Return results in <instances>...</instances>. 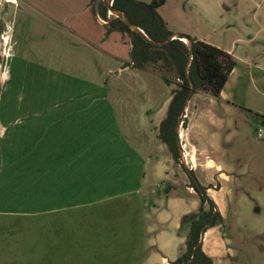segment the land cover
Here are the masks:
<instances>
[{
    "label": "rangeland",
    "instance_id": "obj_1",
    "mask_svg": "<svg viewBox=\"0 0 264 264\" xmlns=\"http://www.w3.org/2000/svg\"><path fill=\"white\" fill-rule=\"evenodd\" d=\"M86 2L0 0V264H26L37 227L59 264H162L147 230L152 206L180 194L197 199L193 212L200 205L181 157L174 160L159 138L181 80L160 62L133 67L129 36L107 35ZM157 11L171 30L213 45L223 40L215 17H203L201 0H165ZM227 92L234 104L228 115L209 91L193 93L178 138L197 183L226 205L207 240L216 264H264V134L257 135L264 124L243 97ZM47 109L77 128L60 135L58 148L42 141L36 115ZM30 118L38 125L25 130ZM51 195L57 204L43 207ZM181 210L165 209L167 241ZM178 234L186 236L187 227ZM228 247L233 259H226ZM51 259L42 253L43 264Z\"/></svg>",
    "mask_w": 264,
    "mask_h": 264
},
{
    "label": "trees",
    "instance_id": "obj_2",
    "mask_svg": "<svg viewBox=\"0 0 264 264\" xmlns=\"http://www.w3.org/2000/svg\"><path fill=\"white\" fill-rule=\"evenodd\" d=\"M97 1L100 17L108 21L105 24L106 34L120 32L126 33L129 36L131 44L129 58L130 64L133 67L142 69L146 64L160 62L162 65L172 67L176 72L177 78L181 80V89L175 91V95L168 105L167 116L160 126L159 133L160 140L167 146L173 159L179 161L180 146L178 145L179 138L175 128L190 91V84L186 75V65L189 58L188 45L181 38L171 39L162 45H154L145 40L139 33L131 30L120 18L113 17L108 19V9L103 0H90L94 15H96L94 7ZM164 3L165 0H151L150 2L113 0L112 5L122 11L132 23L140 27L152 41L163 42L172 33L157 11ZM185 35L190 39L192 48L188 71L189 78L193 83V93L199 90L209 91L214 98L218 99L228 81L231 71L236 65L235 59L229 53L213 44L193 38L188 34ZM164 80L169 82L166 77H164ZM258 116L264 124V116ZM50 174L53 177L55 170L53 169ZM190 184L198 194L200 205L197 212L187 213L181 219L180 227H187L185 250L173 264H214L212 257L206 254L202 249V244L198 243L202 229L204 228L206 231L208 228L214 226L219 220H222V216L217 209L214 199L207 193V188L199 183H195L191 177ZM47 196H49L48 191ZM52 197L51 195L50 200L49 198L43 199V207L55 206L57 204L53 202L56 198L52 199ZM58 197L60 195H57ZM49 229L47 228L46 231L49 232ZM40 230L37 227V230L32 232L34 240L33 249L26 264H43L41 261L42 253L44 257L47 253L51 254V264H59L58 260L53 259L56 256V252L48 248V245L43 243L42 238L40 241ZM45 244L47 245L46 248ZM42 250L44 251L42 252ZM46 259H50V257H46Z\"/></svg>",
    "mask_w": 264,
    "mask_h": 264
},
{
    "label": "crops",
    "instance_id": "obj_3",
    "mask_svg": "<svg viewBox=\"0 0 264 264\" xmlns=\"http://www.w3.org/2000/svg\"><path fill=\"white\" fill-rule=\"evenodd\" d=\"M89 1L90 0H87L86 2L87 9L90 8ZM212 3L216 5L213 7L215 13L210 12V3L208 0H201V8L205 15L203 17L206 20H211L212 18L210 16L213 15L215 17L214 19L217 21V27H219L221 34L220 36L223 37L219 40L221 41L223 39L221 44H216L215 46L229 53L236 61V65L231 71L228 81L218 98L220 107L227 115L229 114V110H233L232 106H234V104L230 102L231 94L227 92V90H233L234 93L243 97L244 105L249 107V111L264 116V0H212ZM169 30L171 32H180L177 30ZM113 33L118 32H111V34ZM105 38L107 37L105 36ZM77 39L80 40V37L77 36ZM57 105V102L53 103V107H57ZM161 110L159 111L161 112ZM55 111L58 112L59 110L57 109ZM160 112L158 113V116H160ZM40 114V116L36 115V117H40L42 141L44 138L50 140L49 146L58 148L57 146L62 140L60 139V135L63 134L64 137L67 138L69 133L73 135L76 133L75 130H77V128L69 124L73 121L72 118L65 119L66 115L64 114L54 115L49 112L48 109L42 110ZM163 116L164 115L161 114L160 117L163 118ZM202 116L203 115H199L197 117L202 118ZM203 118H205V116H203ZM32 121V118L28 120L25 119L24 122L26 124L27 122L31 123L24 128L25 130L27 128L34 130V128L37 127L38 124L34 125ZM186 122V127L188 126L186 130L189 131L191 120H186ZM69 146L73 147L72 152H74L75 145L72 140L69 141ZM221 164L223 163H216V170L222 168ZM47 186L48 183L46 187ZM170 197H166L168 200L164 207H157L156 205L152 206V213L155 220L151 224L152 226L147 229L148 232H152V236L149 237L151 240L150 245L154 246L155 248L153 250L161 255L162 264H173V262L184 252L185 236L178 234L181 218L184 214L196 210L198 206L197 199L189 201L185 194L172 196V198ZM214 201L221 216L224 217V211L226 212L224 199L220 201L215 199ZM184 204L185 208H183ZM162 207L165 208L166 211L169 210L170 207H182L181 212L178 215H174L175 219L172 221L171 225L174 229V233L168 236V241L166 240V230H169L170 227L167 225V217L163 216V214L166 213L165 209L160 210ZM159 215L162 216L159 218ZM210 228L204 232V238L202 239L201 244L203 251L212 257L213 263L216 264L217 262L214 260L216 255H214L215 253H211L214 249L207 245ZM159 238H163L162 242L164 244L160 243L159 245L157 242ZM161 246L166 249H176L177 252L172 256H168L162 250ZM207 248H209V250H207ZM233 254V249L228 247L226 250V259L227 257L233 259ZM221 257H217L218 260L221 259ZM229 262L228 259L223 261L224 264H229ZM141 264H145V258L141 260Z\"/></svg>",
    "mask_w": 264,
    "mask_h": 264
},
{
    "label": "water",
    "instance_id": "obj_4",
    "mask_svg": "<svg viewBox=\"0 0 264 264\" xmlns=\"http://www.w3.org/2000/svg\"><path fill=\"white\" fill-rule=\"evenodd\" d=\"M104 4L107 6V9H108V12H112V15L114 17H118L120 18L131 30L139 33L140 35H142L144 37L145 40L151 42L152 44L154 45H162L164 43H167L169 42L171 39H174V38H181V40H183L182 38H185L187 40V45H188V48H189V58H188V61H187V65H186V75H187V78H188V81H189V84H190V91L187 95V98H186V101H185V104L183 106V109H182V112H181V117H184L185 114H186V107H187V103L188 101L190 100V97L193 95V83L192 81L190 80L189 78V71H188V67H189V64H190V59H191V53H192V48H191V41L189 38L186 37L185 34L181 33V32H172L169 37L163 41V42H158V41H152L150 38H148V36L144 33V31L138 27L137 25H135L134 23H132L128 17L120 10L116 9L115 7H113L112 5V2L113 0H103ZM95 11H96V16L97 18L103 22V24H107L108 21L106 20H102V18L100 17L99 13H98V1L96 2L95 4ZM108 15V14H107ZM110 19V18H108ZM187 125V122L185 120L184 122V127H186ZM175 131H176V134L178 135L179 137V125L177 124L176 125V128H175ZM178 145L180 146V141L178 140ZM179 153H180V157H181V163L184 165V167H186V171L187 173L190 175V177L194 180L195 183H197L194 175L192 174V172L188 169V167L186 166V163H185V158H184V153L182 151V148L180 146L179 148ZM195 190V189H194ZM196 192V190H195ZM204 232H205V229L203 228L202 231H201V235H200V240H199V243L198 244H201L202 243V239L204 238ZM193 258V256H192Z\"/></svg>",
    "mask_w": 264,
    "mask_h": 264
},
{
    "label": "built area",
    "instance_id": "obj_5",
    "mask_svg": "<svg viewBox=\"0 0 264 264\" xmlns=\"http://www.w3.org/2000/svg\"><path fill=\"white\" fill-rule=\"evenodd\" d=\"M263 134H264L263 130H262L261 128H259V129L257 130V135H258L259 137H262Z\"/></svg>",
    "mask_w": 264,
    "mask_h": 264
},
{
    "label": "bare ground",
    "instance_id": "obj_6",
    "mask_svg": "<svg viewBox=\"0 0 264 264\" xmlns=\"http://www.w3.org/2000/svg\"><path fill=\"white\" fill-rule=\"evenodd\" d=\"M110 14H112V12H110ZM184 41H187L185 38H182Z\"/></svg>",
    "mask_w": 264,
    "mask_h": 264
}]
</instances>
